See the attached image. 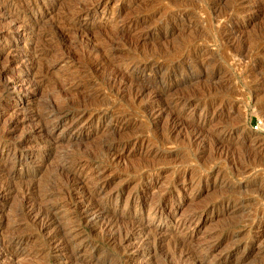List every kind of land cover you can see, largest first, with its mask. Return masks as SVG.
I'll list each match as a JSON object with an SVG mask.
<instances>
[{
  "label": "rangeland",
  "instance_id": "374dc122",
  "mask_svg": "<svg viewBox=\"0 0 264 264\" xmlns=\"http://www.w3.org/2000/svg\"><path fill=\"white\" fill-rule=\"evenodd\" d=\"M262 189L264 0H0V264H264Z\"/></svg>",
  "mask_w": 264,
  "mask_h": 264
},
{
  "label": "bare ground",
  "instance_id": "6f19581e",
  "mask_svg": "<svg viewBox=\"0 0 264 264\" xmlns=\"http://www.w3.org/2000/svg\"><path fill=\"white\" fill-rule=\"evenodd\" d=\"M36 6V5H35ZM39 7V6H38ZM32 8V7H31ZM84 9H85V7H84ZM32 10V9H31ZM79 11V10H78ZM12 12V11H11ZM28 12V11H27ZM79 12H81V11H79ZM76 13H78V12H76ZM76 13H75V15H76ZM10 14H12V13H10ZM10 14H9V16H10ZM16 14V13H15ZM82 15V14H81ZM13 16V15H12ZM14 18V17H13ZM17 18V17H16ZM15 18V19H16ZM21 21V20H20ZM36 24V23H35ZM38 25V24H37ZM37 27V26H36ZM76 27V26H75ZM24 28H26V26L24 27ZM77 28H80V27H77ZM27 29V28H26ZM39 30V29H38ZM34 31V30H33ZM32 30H31V32H33ZM36 33V32H35ZM38 34H40V33H38ZM36 35H37V33H36ZM35 35V36H36ZM42 36V35H41ZM40 36V37H41ZM42 39H44V38H42ZM38 40V39H37ZM43 41V40H42ZM38 43V42H37ZM175 117V116H174ZM174 117H171V119H170V121H171V123H172V129L171 130H175L176 128H177V124H179V123H177V122H179V120L178 119H180V118H178L179 116L178 115H176V117H175V121L176 122H174ZM180 126V125H179ZM173 132V131H172ZM230 137V136H229ZM225 141V140H224ZM220 142H223V141H219V143ZM217 143H218V140H217ZM218 146H220L219 144H217ZM225 145V144H224ZM221 147H222V144H221ZM224 147V146H223ZM220 148V147H219ZM64 168V167H63ZM66 169V168H65ZM64 170V169H63ZM95 179V178H94ZM77 180V179H76ZM76 182H78V186H80L79 185V183L81 182L80 181V179L78 180V181H76ZM83 183V182H82ZM77 184V183H76ZM74 187V186H73ZM88 188V187H87ZM79 189V188H78ZM263 190V189H262ZM83 191V190H82ZM85 192H81L80 194H82L81 195V199H82V203H81V208H82V213H83V215L84 216H86V218H90V220H92V223L94 224V226L95 227H97L98 229H100L101 231H103V232H111V235H110V237H108L112 242L113 241H115V240H117V239H120V241L121 242H124V241H126V240H128L129 239V237H130V235L132 234L131 232H125L126 230H124V231H122V229L120 230V229H118V231H113L114 230V227H115V223H114V220L110 217L109 218V210L106 208V207H102L101 206V204L99 205L98 203H96V201L94 202L93 200L95 199V197H97L98 195H99V193H98V191H96V190H94V191H86V190H84ZM264 191V190H263ZM262 191V192H263ZM264 193V192H263ZM262 193V194H263ZM35 196V195H34ZM39 196V195H38ZM49 197H50V195H48ZM80 196V195H79ZM36 197V196H35ZM44 197V196H43ZM40 198V197H39ZM41 199H42V197H41ZM45 199V198H44ZM49 199V198H48ZM47 199V202H49V201H51V199L50 200H48ZM95 200H97V199H95ZM38 201V200H37ZM42 202H44V201H42ZM46 202V201H45ZM98 202V201H97ZM38 203V202H37ZM41 204L40 203H38V206H40ZM80 206V205H79ZM41 209V208H40ZM57 209V208H56ZM41 211H42V209H41ZM40 211V212H41ZM39 212V211H38ZM56 213H54L53 212V207L52 206H49V207H45V208H43V211H42V213H39V222H40V224L41 223H43V225L41 226V227H43V229H47V228H49V227H51L55 222H56V220H57V218H55V215ZM37 215V214H36ZM58 217V216H57ZM60 222V221H59ZM38 223V222H37ZM57 223V222H56ZM184 223V222H183ZM39 224V223H38ZM59 224V223H58ZM38 227V226H37ZM58 227H59V225H58ZM56 228V227H55ZM60 229H62V228H60ZM60 229H58L59 231H58V233L57 234H55V235H53L52 236V240H54L55 241V243L57 242V244L59 245V243H61V242H59L58 243V241H59V238H61L62 236H61V233H62V230H60ZM64 229V228H63ZM120 230V231H119ZM130 231V230H129ZM100 232V231H99ZM64 233V232H63ZM61 236V237H60ZM64 237V236H63ZM62 237V238H63ZM68 239V238H67ZM62 241H64V240H62ZM53 242V241H52ZM151 242V241H150ZM153 242H155L154 240H153ZM187 241L186 240H182V241H180V242H178L177 244H176V247H183V245L186 243ZM50 243H51V241H50ZM64 244V243H63ZM62 244V245H63ZM65 244H67V243H65ZM64 244V245H65ZM63 245V246H64ZM151 245V244H150ZM68 246V245H67ZM146 246V245H145ZM144 246V247H145ZM187 246V245H186ZM59 247H61L62 248V246L60 245ZM147 247H148V245H147ZM60 248V249H61ZM63 248H65V246L63 247ZM71 248V247H70ZM182 249V248H181ZM176 250H177V248H176ZM181 251V250H180ZM201 264V263H200Z\"/></svg>",
  "mask_w": 264,
  "mask_h": 264
}]
</instances>
